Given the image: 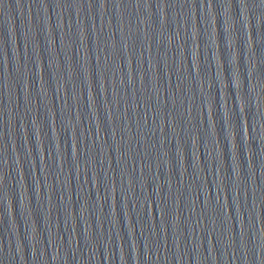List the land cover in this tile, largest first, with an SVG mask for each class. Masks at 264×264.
Instances as JSON below:
<instances>
[{
  "label": "water",
  "instance_id": "95a60500",
  "mask_svg": "<svg viewBox=\"0 0 264 264\" xmlns=\"http://www.w3.org/2000/svg\"><path fill=\"white\" fill-rule=\"evenodd\" d=\"M0 264H264V0H85L2 65Z\"/></svg>",
  "mask_w": 264,
  "mask_h": 264
},
{
  "label": "snow or ice",
  "instance_id": "6c2138e0",
  "mask_svg": "<svg viewBox=\"0 0 264 264\" xmlns=\"http://www.w3.org/2000/svg\"><path fill=\"white\" fill-rule=\"evenodd\" d=\"M105 2V0H99V3H104Z\"/></svg>",
  "mask_w": 264,
  "mask_h": 264
}]
</instances>
